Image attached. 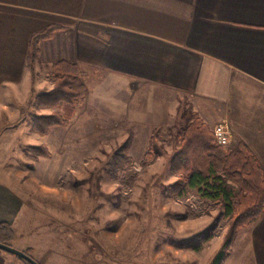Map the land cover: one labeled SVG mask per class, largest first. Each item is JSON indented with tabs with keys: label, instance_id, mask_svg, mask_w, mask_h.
Listing matches in <instances>:
<instances>
[{
	"label": "crops",
	"instance_id": "1",
	"mask_svg": "<svg viewBox=\"0 0 264 264\" xmlns=\"http://www.w3.org/2000/svg\"><path fill=\"white\" fill-rule=\"evenodd\" d=\"M50 25L62 27L40 42L32 71L29 37ZM59 60L77 63L85 80L102 75L101 93L87 86L86 99L121 109L132 124L166 125L181 102L211 129L225 119L264 170V0H0V90L42 84L39 69ZM130 137L132 148L139 130ZM23 187L0 177V222L13 228V246L39 264L68 261L57 228L32 230L37 208ZM235 243L248 257L254 247L250 258L264 264V213ZM8 254L0 264H23Z\"/></svg>",
	"mask_w": 264,
	"mask_h": 264
},
{
	"label": "rangeland",
	"instance_id": "2",
	"mask_svg": "<svg viewBox=\"0 0 264 264\" xmlns=\"http://www.w3.org/2000/svg\"><path fill=\"white\" fill-rule=\"evenodd\" d=\"M38 72L37 80L46 77L42 84L0 90V177L24 185L26 200L37 208L32 230L60 231L58 246L67 245L72 257L57 264H210L231 233V219L219 216L222 205L191 190L173 196L163 191L177 178L170 159L192 108L181 102L166 125L154 126L128 122L121 109L100 105L93 95L71 110H38L34 97L53 87L54 70L46 66ZM101 76L83 77L92 94L101 93L94 85ZM53 111L69 112V123L46 134L32 130L31 112ZM138 130L131 163L110 175L113 153ZM41 144L50 155L35 158L27 147ZM242 230L223 264H254L251 256L256 262L254 247L249 257L237 254L234 242Z\"/></svg>",
	"mask_w": 264,
	"mask_h": 264
},
{
	"label": "trees",
	"instance_id": "3",
	"mask_svg": "<svg viewBox=\"0 0 264 264\" xmlns=\"http://www.w3.org/2000/svg\"><path fill=\"white\" fill-rule=\"evenodd\" d=\"M61 27L50 25L30 35L26 61L32 71L39 54L40 42L50 38ZM52 69L59 75L55 76L51 89L35 95L33 106L36 109L66 107L71 110L85 100L87 86L77 63L59 60L52 64ZM69 115V112L64 115L59 111L50 114L31 112L29 122L33 131L46 134L54 126L68 124ZM175 141L177 147L170 159V171L176 174L177 178L166 185L163 191L173 196L183 195L191 190L222 205L219 216L231 219V233L210 264H223L227 249L236 234L251 226L264 213L263 167L245 145L240 144L236 149L225 152L216 142L211 127L191 110L187 122L178 130ZM131 142L129 136L113 153V161L108 170L110 175L116 176L131 163ZM27 149L35 158L39 155H50L44 144L30 145ZM14 238L15 232L11 225L8 222H0V242L11 245L10 242ZM0 252L6 251L0 249ZM25 252L32 256L31 249ZM16 257L23 264H31L19 256Z\"/></svg>",
	"mask_w": 264,
	"mask_h": 264
},
{
	"label": "built area",
	"instance_id": "4",
	"mask_svg": "<svg viewBox=\"0 0 264 264\" xmlns=\"http://www.w3.org/2000/svg\"><path fill=\"white\" fill-rule=\"evenodd\" d=\"M216 142L223 147L225 152L237 148V140L233 135L229 123L224 119L212 127Z\"/></svg>",
	"mask_w": 264,
	"mask_h": 264
},
{
	"label": "water",
	"instance_id": "5",
	"mask_svg": "<svg viewBox=\"0 0 264 264\" xmlns=\"http://www.w3.org/2000/svg\"><path fill=\"white\" fill-rule=\"evenodd\" d=\"M0 249L3 251H6L8 253H11L13 255L19 256V257L27 260L31 264H39V262L35 258L28 255L25 251L18 249L12 245L0 242Z\"/></svg>",
	"mask_w": 264,
	"mask_h": 264
}]
</instances>
